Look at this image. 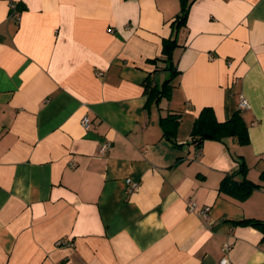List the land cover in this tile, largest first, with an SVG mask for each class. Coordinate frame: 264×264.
Returning a JSON list of instances; mask_svg holds the SVG:
<instances>
[{
  "label": "crops",
  "instance_id": "0c3cea01",
  "mask_svg": "<svg viewBox=\"0 0 264 264\" xmlns=\"http://www.w3.org/2000/svg\"><path fill=\"white\" fill-rule=\"evenodd\" d=\"M168 39L170 95L147 103ZM206 107L249 143L197 150ZM241 162L260 188L239 201L219 186ZM261 176L264 0H0V264H264V233L234 224L264 222Z\"/></svg>",
  "mask_w": 264,
  "mask_h": 264
},
{
  "label": "trees",
  "instance_id": "16d2710c",
  "mask_svg": "<svg viewBox=\"0 0 264 264\" xmlns=\"http://www.w3.org/2000/svg\"><path fill=\"white\" fill-rule=\"evenodd\" d=\"M187 7H183L174 22L172 27L176 30L185 26L186 16H187ZM15 11L19 13L18 5L15 4ZM10 10V15L12 14ZM177 46L176 40H164L163 41V55L165 63V70L169 71L171 75L159 86L153 83V80L147 78L144 83V92L148 95V101L159 102L162 98H169L170 92V82L175 75L172 69V52ZM159 61L157 58L154 60H149L148 62L153 64ZM173 74V75H172ZM173 116H168L165 119H161V124L164 125L166 122L172 123ZM175 123L174 128L177 127L178 116H174ZM167 138L172 141V133H165ZM191 143L199 150L202 144L205 141H218L222 142L226 138H233L236 140L237 144L240 146H245L249 143L247 128L240 116L239 111L235 112L227 121L218 122L215 118V114L212 108L206 107L203 108L196 120L194 121L193 128L190 134ZM246 171V166L243 162L240 163L238 171L227 175L221 181L219 186V192L239 201L245 199L252 191L260 188V185L254 184L248 181L245 178H242L240 181L234 180L237 175L244 174ZM264 179V176H261ZM236 225L247 226L258 229L264 233V222L259 220H240L234 222Z\"/></svg>",
  "mask_w": 264,
  "mask_h": 264
},
{
  "label": "built area",
  "instance_id": "2783aa9c",
  "mask_svg": "<svg viewBox=\"0 0 264 264\" xmlns=\"http://www.w3.org/2000/svg\"><path fill=\"white\" fill-rule=\"evenodd\" d=\"M10 10H12V14L11 16L14 17V18H17L18 17V13L15 11V4H12L11 5V8ZM238 108L239 110H247L249 109V104L248 102L242 97L240 96L239 97V104H238ZM81 125L82 127L87 130L89 128V121L87 118H83L81 120ZM110 149V144L108 142H103L101 143V145L99 146V149H98V154L99 155H104L107 153V151ZM131 190H137V185L136 184H131ZM187 209L190 211V212H195L197 215H199L200 217H202L203 219H207L208 218V214L210 212V208L209 207H205L201 210H198L196 211V207L193 203H188L187 204ZM230 249V246L228 244H225L223 246V252L226 253L228 252ZM219 264H231L229 262V260L226 258V257H223L219 260Z\"/></svg>",
  "mask_w": 264,
  "mask_h": 264
}]
</instances>
